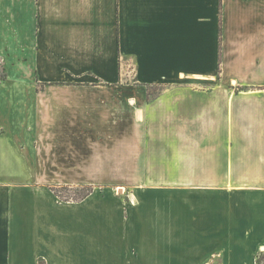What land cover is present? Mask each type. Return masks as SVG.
<instances>
[{
    "label": "crops",
    "instance_id": "0c3cea01",
    "mask_svg": "<svg viewBox=\"0 0 264 264\" xmlns=\"http://www.w3.org/2000/svg\"><path fill=\"white\" fill-rule=\"evenodd\" d=\"M90 175L177 177L202 204L154 232L145 204L122 220L119 200L48 188ZM232 176L256 177L222 187L235 219L215 211L216 177ZM218 250L225 264L264 250V0H0V264H202Z\"/></svg>",
    "mask_w": 264,
    "mask_h": 264
},
{
    "label": "rangeland",
    "instance_id": "374dc122",
    "mask_svg": "<svg viewBox=\"0 0 264 264\" xmlns=\"http://www.w3.org/2000/svg\"><path fill=\"white\" fill-rule=\"evenodd\" d=\"M3 78V77H1ZM6 87L13 88H27L30 87L24 83H18L17 81H11L8 79H3ZM32 83L31 86L37 87L38 85ZM157 94V93H155ZM128 161H125L127 163ZM121 171H127V169H121ZM177 179V177H161V176H144V175H103V176H71V177H56V179L61 181H71L72 184H59V185H50L47 183V177H39L35 179L38 183L49 184L48 188L55 194L60 202L63 203H80L85 199L79 201L78 198L85 195L88 191H92L90 195H94L95 199H111L119 200L123 202L124 205L123 211L121 210V219L128 220L131 215L129 205H137V207L142 209V205L145 204L148 214L152 217V228L153 231H162V230H174L177 231V220L178 218H184L186 222L191 223L193 218L194 206L200 204L197 197L193 196V192L182 191L187 188V186L180 185L179 182L176 183L170 181V179ZM181 178V177H178ZM216 214L220 216H232L236 217L239 213L237 211V203L230 198V193L224 191V186L227 182H233L244 191V182L249 185H255L256 177H244V176H232V177H216ZM228 178V179H227ZM247 179V181H246ZM35 181V182H36ZM168 181V182H167ZM180 181V179H179ZM240 184V185H239ZM124 189L123 192H119V189ZM189 188V187H188ZM231 188V187H230ZM191 189V187L189 188ZM181 191V192H180ZM189 192V193H187ZM89 195V196H90ZM196 200L192 201V200ZM184 200H188L189 203L188 209L184 207ZM243 208H244V198ZM131 204V205H132ZM204 204V203H203ZM203 206V205H202ZM242 207V206H241ZM197 209L200 214L198 217H207V209ZM188 211V212H186ZM198 212V213H199ZM239 212V211H238ZM188 216V217H187ZM168 218V225L161 223V218ZM197 217V218H198ZM235 219V218H234ZM238 222V223H237ZM233 228L236 231L244 233V221L241 223V220L233 221ZM95 226L89 227V229H94ZM223 250H218L216 255L209 259L207 262L202 264H225V257ZM256 264H264V250L259 251L255 256ZM236 260H238L235 257Z\"/></svg>",
    "mask_w": 264,
    "mask_h": 264
},
{
    "label": "trees",
    "instance_id": "16d2710c",
    "mask_svg": "<svg viewBox=\"0 0 264 264\" xmlns=\"http://www.w3.org/2000/svg\"><path fill=\"white\" fill-rule=\"evenodd\" d=\"M56 194V191H54ZM92 193V191H88L85 195H83L82 197L78 198L79 201L85 199L87 196H89ZM39 264H46V261L44 259H40L39 260Z\"/></svg>",
    "mask_w": 264,
    "mask_h": 264
},
{
    "label": "bare ground",
    "instance_id": "6f19581e",
    "mask_svg": "<svg viewBox=\"0 0 264 264\" xmlns=\"http://www.w3.org/2000/svg\"><path fill=\"white\" fill-rule=\"evenodd\" d=\"M121 191L120 192H123L124 193V190L123 189H120Z\"/></svg>",
    "mask_w": 264,
    "mask_h": 264
}]
</instances>
